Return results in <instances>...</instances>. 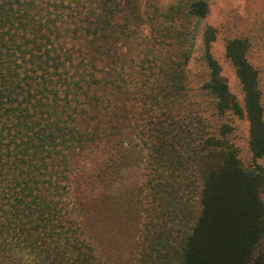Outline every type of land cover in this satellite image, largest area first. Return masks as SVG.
I'll use <instances>...</instances> for the list:
<instances>
[{
	"label": "trees",
	"instance_id": "1",
	"mask_svg": "<svg viewBox=\"0 0 264 264\" xmlns=\"http://www.w3.org/2000/svg\"><path fill=\"white\" fill-rule=\"evenodd\" d=\"M159 3L0 0V257L11 264H102L75 204L131 138L144 161L133 264H264V109L250 43H225L239 102L211 54L217 29L199 26L209 0ZM196 52L207 77L194 102ZM227 115L248 123L249 164L216 120Z\"/></svg>",
	"mask_w": 264,
	"mask_h": 264
},
{
	"label": "rangeland",
	"instance_id": "2",
	"mask_svg": "<svg viewBox=\"0 0 264 264\" xmlns=\"http://www.w3.org/2000/svg\"><path fill=\"white\" fill-rule=\"evenodd\" d=\"M173 0H160L165 9ZM208 17L200 27L209 25L217 29L216 40L211 45V54L221 67L229 90L239 102L243 93L231 63L225 58V43L232 38H246L250 43L247 59L257 70L259 88L264 109V0H209ZM191 95L199 99L197 88L205 81L207 69L193 53L187 65ZM201 108L207 106L200 101ZM207 115V114H204ZM232 128L230 139L237 147L239 157L245 164L251 162L248 148V123L232 115L216 119ZM141 142L131 138L115 144L108 179L102 173L93 174L88 185L77 197L75 207L80 220V232L88 248L102 264H133L139 239V223L142 216L143 154ZM113 160V161H112ZM264 164V158L260 161ZM88 175L84 179H88ZM264 201V193L262 194ZM0 264H11L0 257Z\"/></svg>",
	"mask_w": 264,
	"mask_h": 264
}]
</instances>
